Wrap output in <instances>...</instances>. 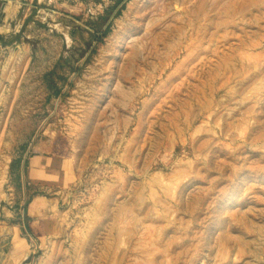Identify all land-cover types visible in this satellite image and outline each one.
<instances>
[{"label": "rangeland", "instance_id": "374dc122", "mask_svg": "<svg viewBox=\"0 0 264 264\" xmlns=\"http://www.w3.org/2000/svg\"><path fill=\"white\" fill-rule=\"evenodd\" d=\"M5 3L0 264H264V0Z\"/></svg>", "mask_w": 264, "mask_h": 264}, {"label": "crops", "instance_id": "0c3cea01", "mask_svg": "<svg viewBox=\"0 0 264 264\" xmlns=\"http://www.w3.org/2000/svg\"><path fill=\"white\" fill-rule=\"evenodd\" d=\"M0 0V52L6 47L9 35L11 34L10 20L8 15L9 5ZM43 147L46 148L43 151ZM33 156L30 158L26 168V177L30 188L58 189L64 172V161L56 155V150L50 144H38L34 147ZM43 196H35L33 204L44 203ZM36 207V206H35Z\"/></svg>", "mask_w": 264, "mask_h": 264}, {"label": "bare ground", "instance_id": "6f19581e", "mask_svg": "<svg viewBox=\"0 0 264 264\" xmlns=\"http://www.w3.org/2000/svg\"><path fill=\"white\" fill-rule=\"evenodd\" d=\"M1 173V172H0ZM4 174V173H3ZM1 187V186H0ZM1 193V192H0Z\"/></svg>", "mask_w": 264, "mask_h": 264}]
</instances>
